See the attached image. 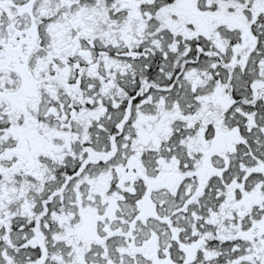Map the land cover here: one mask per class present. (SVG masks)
Instances as JSON below:
<instances>
[{
    "label": "snow or ice",
    "instance_id": "6c2138e0",
    "mask_svg": "<svg viewBox=\"0 0 264 264\" xmlns=\"http://www.w3.org/2000/svg\"><path fill=\"white\" fill-rule=\"evenodd\" d=\"M0 264H264V0H0Z\"/></svg>",
    "mask_w": 264,
    "mask_h": 264
}]
</instances>
